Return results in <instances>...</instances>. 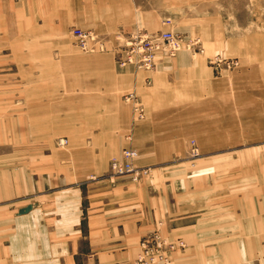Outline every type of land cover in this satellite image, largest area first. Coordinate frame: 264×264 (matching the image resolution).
I'll return each instance as SVG.
<instances>
[{
	"label": "crops",
	"instance_id": "obj_1",
	"mask_svg": "<svg viewBox=\"0 0 264 264\" xmlns=\"http://www.w3.org/2000/svg\"><path fill=\"white\" fill-rule=\"evenodd\" d=\"M165 9L155 0H0V32L19 20V117L37 151L30 173L19 156L6 158L19 172H0V264H133L155 227L186 243L173 264H264V62L215 74L207 55L181 51L137 70L118 64L114 43L98 53L65 43L72 27L110 39L119 27L154 34L178 18ZM126 89L143 119L121 103ZM189 137L201 153L190 167ZM128 146L153 167L143 183L107 177Z\"/></svg>",
	"mask_w": 264,
	"mask_h": 264
},
{
	"label": "rangeland",
	"instance_id": "obj_2",
	"mask_svg": "<svg viewBox=\"0 0 264 264\" xmlns=\"http://www.w3.org/2000/svg\"><path fill=\"white\" fill-rule=\"evenodd\" d=\"M14 1L16 2L19 0ZM155 2L157 6L167 4L165 14L178 17L177 19H174L175 22L177 20V23L180 24H192L193 28L199 27L201 29V32L198 34L193 33L192 31H189V33H183L180 26L175 28L173 19L168 16L166 17L171 19L172 28L175 31L180 32L189 39H199V42L203 47L202 53H194L186 49V47L181 50L182 52H187L193 59H198L203 55H207L209 65L215 71V74H218L219 72L218 69L216 72L214 69L215 65L212 63L216 57L221 59L228 58L238 60L237 67L245 64L250 65V62H252V65H255V61L264 62V0H155ZM120 28L122 27H119L118 29ZM2 31L3 32H0V82L4 83V88H2V90H6L7 92L0 95V111L7 109L8 113L5 110L3 111V114L0 115V172L4 169L8 172H19V163L13 161L7 162L6 160L7 157L12 159L19 156L22 158L20 160L21 162L23 160L31 161L23 164L25 167L24 171H27L26 168L28 167L29 170L27 172L30 173V170L32 171L33 168L32 157L37 151L35 148L29 147L32 142L31 132L28 130L29 126L27 125L29 122L28 117H19V20L16 22L9 20L8 24L3 26ZM67 42L76 46L75 39L71 35V30L66 36L65 43ZM76 48L78 49V47ZM165 59L172 58L165 57ZM128 90L129 89L120 91V99L123 105H126V102L123 100V94ZM19 119L21 122L20 128ZM60 136L65 135L60 134L56 137V148L65 151L68 146L62 148L58 146L59 139H66L65 137ZM187 143L189 149L182 159L187 158L190 160L186 163V166L190 167V164L194 163L195 159L199 157L201 153L195 145L196 143L194 140L190 139V137L188 138ZM124 148H132L137 152V149L131 146ZM192 148H196L198 156L192 157ZM121 151L115 156H112L111 159L118 157ZM137 156L134 159L133 164L139 167H147L148 173H153V167L149 165H141L136 162V159L138 158ZM110 161L111 160H109V163ZM196 163L197 162H195V165ZM107 173V177L110 180L109 164ZM148 175H146L142 181L135 183H143ZM118 177L120 176L114 177V181ZM28 187H25V193L31 191V188L28 189ZM37 193L38 191L34 190L32 193L25 195L34 196ZM24 198L27 199L28 197ZM237 264L245 263L242 262Z\"/></svg>",
	"mask_w": 264,
	"mask_h": 264
},
{
	"label": "built area",
	"instance_id": "obj_3",
	"mask_svg": "<svg viewBox=\"0 0 264 264\" xmlns=\"http://www.w3.org/2000/svg\"><path fill=\"white\" fill-rule=\"evenodd\" d=\"M162 24L165 28L154 34L136 30L128 35H123L122 29H118L114 33V37L110 39L93 29L72 27L71 35L75 39V45L84 53L101 52L106 50L108 44L114 43L116 48L123 49L118 64L121 66L131 64L137 70L152 71L158 55L173 57L185 47L194 53L203 52L199 39H189L175 31L170 18L163 19ZM212 63L217 69L223 70L234 69L238 66V60L228 58L216 57ZM146 84H150V80H146ZM138 96L134 90H129L123 94V100L131 106L134 118L139 120L143 119L145 115L144 107ZM59 143L66 144V139H59ZM191 153H193L192 157L198 154L196 148H192ZM136 156L137 152L134 149L124 148L118 157L112 158L109 163L110 181H114V177L122 175L133 182L142 181L149 174L148 168L135 166L133 161ZM184 247L185 242L182 239L171 240L161 233L159 227H155L138 241L133 264H172V253Z\"/></svg>",
	"mask_w": 264,
	"mask_h": 264
},
{
	"label": "water",
	"instance_id": "obj_4",
	"mask_svg": "<svg viewBox=\"0 0 264 264\" xmlns=\"http://www.w3.org/2000/svg\"><path fill=\"white\" fill-rule=\"evenodd\" d=\"M31 207H32V203H30V204H28L27 206H25V207L19 209L18 213H19V214L26 213V212H28V211L31 209Z\"/></svg>",
	"mask_w": 264,
	"mask_h": 264
},
{
	"label": "bare ground",
	"instance_id": "obj_5",
	"mask_svg": "<svg viewBox=\"0 0 264 264\" xmlns=\"http://www.w3.org/2000/svg\"><path fill=\"white\" fill-rule=\"evenodd\" d=\"M202 48H203V47H202ZM104 51H105V50H104ZM104 51H101V52H104ZM181 51H182V50H181ZM181 51H180V52H181ZM178 52H179V51H178ZM178 52H177V53H178ZM91 53H93V52H91ZM94 53H95V52H94ZM97 53H98V52H97ZM132 66H133V65H132ZM230 70H231V69H230ZM144 115H145V110H144ZM144 117H145V116H144ZM58 144L61 145L60 143H58ZM64 145H65V144H64ZM64 145H63V146H64ZM197 156H198V155H197ZM194 163H195V162H194ZM191 164H192V163H191ZM135 166H136V165H135ZM120 177H126V176L122 175V176H120ZM128 179H129V178H128ZM184 248H185V247H184ZM184 248H183V249H184ZM177 250H182V249H177ZM175 251H176V250H175Z\"/></svg>",
	"mask_w": 264,
	"mask_h": 264
}]
</instances>
